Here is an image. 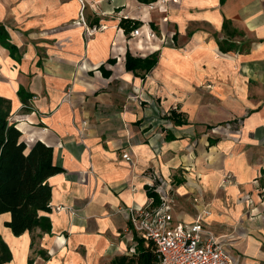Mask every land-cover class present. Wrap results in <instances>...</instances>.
<instances>
[{
  "label": "crops",
  "instance_id": "crops-1",
  "mask_svg": "<svg viewBox=\"0 0 264 264\" xmlns=\"http://www.w3.org/2000/svg\"><path fill=\"white\" fill-rule=\"evenodd\" d=\"M98 1L99 11L84 0L83 20L80 0H0L20 56L0 43V95L25 142L52 146L63 168L48 179L51 231L37 229L32 243L10 229L27 238L18 258L0 232L13 255L4 264H139L149 240L131 215L158 187L176 222L208 209L205 225L237 264L264 263V0H156L153 11L140 0ZM123 18L141 21L140 34ZM151 41L157 49L138 46ZM127 51L159 60L135 74ZM233 113L241 132L216 135Z\"/></svg>",
  "mask_w": 264,
  "mask_h": 264
},
{
  "label": "trees",
  "instance_id": "trees-1",
  "mask_svg": "<svg viewBox=\"0 0 264 264\" xmlns=\"http://www.w3.org/2000/svg\"><path fill=\"white\" fill-rule=\"evenodd\" d=\"M152 3L156 0H140ZM226 0H220L223 5ZM229 21L226 19L224 26ZM142 24L141 21L123 18L120 26L131 31ZM0 43L8 48L12 57L16 55L18 48L10 41L9 33L5 26L0 25ZM157 54L150 56H134L130 51L126 53V68L135 74L140 71L150 72L158 63ZM21 96L22 87L19 90ZM12 101L0 95V215L11 214L8 226L16 236L25 232L32 235L37 229L42 232H50L51 220L43 213L51 211L52 186L48 179L63 168L54 162V148L42 141H37L29 146L22 138V131L10 120ZM171 116L177 115L172 112ZM178 124L184 123L178 119ZM150 196L157 202L160 198L150 191ZM34 237L32 236V243ZM139 254V264H156L158 254L153 242L145 246L142 242ZM12 252L0 233V264L12 260Z\"/></svg>",
  "mask_w": 264,
  "mask_h": 264
},
{
  "label": "built area",
  "instance_id": "built-area-1",
  "mask_svg": "<svg viewBox=\"0 0 264 264\" xmlns=\"http://www.w3.org/2000/svg\"><path fill=\"white\" fill-rule=\"evenodd\" d=\"M80 1L81 18L84 20L85 3ZM168 18L164 16L163 20L168 21ZM131 34L139 35L140 28L134 29ZM169 40H165L166 44L174 43L173 39ZM124 157L130 159L128 153H124ZM157 193L159 202L152 197L145 205L134 209L131 215L133 229L155 245L158 254L156 264H237L223 237L205 225L206 211L191 224L176 222L169 195L163 187H158Z\"/></svg>",
  "mask_w": 264,
  "mask_h": 264
},
{
  "label": "rangeland",
  "instance_id": "rangeland-1",
  "mask_svg": "<svg viewBox=\"0 0 264 264\" xmlns=\"http://www.w3.org/2000/svg\"><path fill=\"white\" fill-rule=\"evenodd\" d=\"M85 1H88V0H85ZM166 1V0H165ZM174 1L173 0H168V1H166V3H167V5L169 6V3H173ZM87 3V2H86ZM92 3H97L96 4V7H97V9H98V11L99 10H101L102 8H101V3H102V1L101 2H99V1H97V2H95V0H92ZM157 5L158 4H156V3H151V4H149L148 5V8L151 10V11H153L156 7H157ZM153 12H151V14H152ZM164 14H166V13H164ZM79 18L81 19V16H79ZM154 19H155V17L154 16H152L151 17V20L150 21H152V23H154L155 21H154ZM169 20V23L171 22V19L170 18H168ZM143 24H147V22L146 23H143ZM153 26H155V24H153ZM157 29H158V27H160V26H155ZM101 28H104V26L103 25H101ZM172 30V32L174 33V29L171 27V28H168L167 30ZM158 31L159 32H162V30L160 29H158ZM130 37V36H129ZM170 40L171 39H174V38H169ZM169 40V41H170ZM174 45V43H171V45H169V46H173ZM248 45V44H247ZM215 106H217V107H220V104H218V103H216L215 104ZM214 109H215V107H214ZM14 113H13V107H12V111H11V114H10V120L12 121V122H14ZM233 115H235V116H233L231 119H235V120H233L232 122H229V123H222V124H215V126L213 127V129H212V131L216 134V135H223L224 137H230V136H232V135H235V134H239L240 132H241V128H242V121L240 120V116L239 115H237L236 113H233ZM231 178V177H230ZM229 177H226V181L228 180V179H230ZM173 209H174V207H173ZM205 211L208 213V209H205ZM206 213V214H207ZM201 214H203V213H201ZM200 214V215H201ZM208 215V214H207ZM206 216V215H205ZM208 227V226H207ZM209 228V227H208ZM210 229V228H209ZM211 230V229H210ZM35 233V232H34ZM33 233V235L32 236H34L35 234ZM34 240L36 241L37 239L35 238V236H34Z\"/></svg>",
  "mask_w": 264,
  "mask_h": 264
},
{
  "label": "bare ground",
  "instance_id": "bare-ground-1",
  "mask_svg": "<svg viewBox=\"0 0 264 264\" xmlns=\"http://www.w3.org/2000/svg\"><path fill=\"white\" fill-rule=\"evenodd\" d=\"M98 1V0H97ZM148 9V6H144V9ZM161 11H166L165 9L162 8ZM147 12V11H146ZM164 18V17H163ZM165 21V20H164ZM146 29H148V26H145ZM138 46L141 49H149V48H153V49H157L158 45L157 43L151 41L150 43H148V45L146 46L144 43L140 42L138 43ZM173 66H175V61L171 58L169 61ZM5 69V68H4ZM32 139L30 137L29 142H31ZM8 217V214H3L0 215V232L3 234V236L7 239V241L12 245V247L14 248L15 254H17V258L20 255V251L25 249L26 245H27V238L26 236H23L22 238L20 237H14V235L12 234L11 230L9 227H6L3 224V221L5 218ZM23 260L25 258V253L23 254Z\"/></svg>",
  "mask_w": 264,
  "mask_h": 264
}]
</instances>
